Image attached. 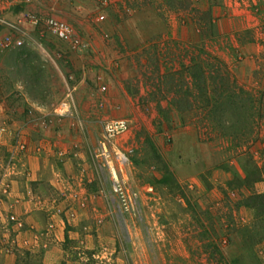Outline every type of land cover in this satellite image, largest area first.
<instances>
[{"label":"rangeland","instance_id":"rangeland-1","mask_svg":"<svg viewBox=\"0 0 264 264\" xmlns=\"http://www.w3.org/2000/svg\"><path fill=\"white\" fill-rule=\"evenodd\" d=\"M6 34L22 44L0 46V264H264V202L244 201L264 193V0H0ZM205 46L249 95L236 140L167 103Z\"/></svg>","mask_w":264,"mask_h":264},{"label":"trees","instance_id":"trees-1","mask_svg":"<svg viewBox=\"0 0 264 264\" xmlns=\"http://www.w3.org/2000/svg\"><path fill=\"white\" fill-rule=\"evenodd\" d=\"M207 14L210 16L209 12ZM205 48L189 57L188 64L180 62L170 74L168 106L179 114H191L198 136L216 131L236 140L245 131L244 128L239 130L238 121L249 95L238 88L229 65ZM259 175L257 170L253 175L247 173L244 181H258ZM244 201L251 206L255 202L262 203L264 193L251 194Z\"/></svg>","mask_w":264,"mask_h":264},{"label":"built area","instance_id":"built-area-1","mask_svg":"<svg viewBox=\"0 0 264 264\" xmlns=\"http://www.w3.org/2000/svg\"><path fill=\"white\" fill-rule=\"evenodd\" d=\"M19 22L21 24L29 25L32 29H42L41 32H43V29L47 30L50 34L55 36L56 38L60 40H66V39H72L74 43L77 42V40H73L72 35H73V30L71 26L66 23L65 21L55 18V17H50V16H38L35 14L31 13H25L22 15V17L19 19ZM39 30V31H40ZM22 44V41L18 38L13 37L11 34H6L4 35L1 40H0V46L7 48V47H15L19 46ZM66 103H63L61 107H59V111H66ZM109 131L110 132H118L119 130H122L125 127L124 121L123 120H118L115 121L113 124H109ZM1 133V130H0ZM102 156L105 158V161L107 163V150L105 148L104 143L102 144V151H101ZM119 162L121 164L125 163L126 158L124 155H118ZM113 190L115 191L116 194H119L122 196V188L116 180L113 182ZM9 219L12 221H16L17 218L11 214L9 216ZM18 225H21L18 223Z\"/></svg>","mask_w":264,"mask_h":264},{"label":"crops","instance_id":"crops-1","mask_svg":"<svg viewBox=\"0 0 264 264\" xmlns=\"http://www.w3.org/2000/svg\"><path fill=\"white\" fill-rule=\"evenodd\" d=\"M6 206H8V204L6 205ZM14 210L16 211L17 209H16V206L14 205ZM1 209V208H0ZM25 210H26V215H25V220H33V213L31 212V214H29V210H28V208H25ZM13 211V210H12ZM11 264H13V262L11 263Z\"/></svg>","mask_w":264,"mask_h":264}]
</instances>
